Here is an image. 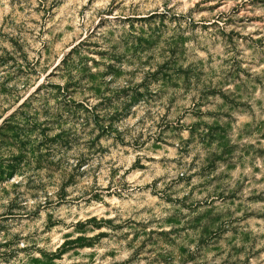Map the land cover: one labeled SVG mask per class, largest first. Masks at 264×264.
I'll return each instance as SVG.
<instances>
[{
    "label": "rangeland",
    "instance_id": "rangeland-1",
    "mask_svg": "<svg viewBox=\"0 0 264 264\" xmlns=\"http://www.w3.org/2000/svg\"><path fill=\"white\" fill-rule=\"evenodd\" d=\"M0 264H264V0H0Z\"/></svg>",
    "mask_w": 264,
    "mask_h": 264
},
{
    "label": "bare ground",
    "instance_id": "bare-ground-1",
    "mask_svg": "<svg viewBox=\"0 0 264 264\" xmlns=\"http://www.w3.org/2000/svg\"><path fill=\"white\" fill-rule=\"evenodd\" d=\"M16 110V109H15ZM4 119V118H3Z\"/></svg>",
    "mask_w": 264,
    "mask_h": 264
}]
</instances>
